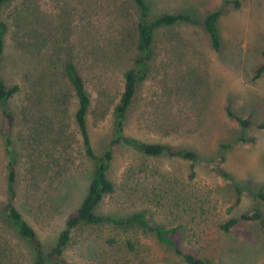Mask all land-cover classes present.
I'll return each mask as SVG.
<instances>
[{
    "label": "rangeland",
    "instance_id": "1",
    "mask_svg": "<svg viewBox=\"0 0 264 264\" xmlns=\"http://www.w3.org/2000/svg\"><path fill=\"white\" fill-rule=\"evenodd\" d=\"M145 2L147 20L189 13L196 22L154 29L146 76L126 113L125 130L141 141L193 148L200 158L147 156L129 145L115 146L108 169L115 189L95 211L122 216L145 210L152 225L179 227L174 239L183 252L211 264H264V236L255 222L242 220L229 231L220 228L227 218L254 207L264 214V202L254 195L258 188L264 191V130L250 126L244 134L253 141H238V124L224 113L230 101L237 113L264 120V73L253 77L264 63V0ZM82 8L95 12L84 35ZM214 11L220 12L217 49L204 27L205 17ZM1 16L8 31L0 75L21 87L7 103L16 121L15 205L49 251L83 199L94 166L73 122L74 96L69 89L63 97L59 87L64 80L56 77L67 59L79 67L91 98L87 126L92 148L102 153L111 138V110L122 90V74L134 65L137 12L132 0H7ZM38 98L44 99L43 107L37 106ZM1 127L0 116L4 201ZM220 156L219 167L242 185L240 193L206 162L217 164ZM3 240L14 254L6 256L11 262L33 263L35 254L27 242L10 236ZM50 264L187 263L136 225L84 222L72 229L62 261Z\"/></svg>",
    "mask_w": 264,
    "mask_h": 264
},
{
    "label": "trees",
    "instance_id": "2",
    "mask_svg": "<svg viewBox=\"0 0 264 264\" xmlns=\"http://www.w3.org/2000/svg\"><path fill=\"white\" fill-rule=\"evenodd\" d=\"M7 0H0V65L4 54L5 35L8 31V24L1 16V7ZM136 12L137 19L135 28L137 34L136 53L133 56L132 67H128L122 74V90L118 101L112 107V122H111V138L107 148L100 154H96L92 148L90 135L87 126V116L91 107V98L87 90L86 80L80 72L79 67L72 59H67L62 64V71L56 77L57 82L64 80L63 85L59 87L61 94L65 97L67 90L70 89L75 99V109L73 113V122L76 132L80 137L84 154L90 158L93 163L91 180L87 187L86 193L78 207L71 212L66 219L64 228L60 231L56 243L49 250L45 251L39 237L33 227L23 217L22 213L15 205L16 199V156L13 148L12 134L16 125L14 113L7 106L10 98L20 92L21 87L18 83L8 84L0 75V116L2 120L1 138L3 141V149L5 154V182H6V198L0 200V264H15L6 256H14L12 250L9 249L3 238L8 239L9 236L20 242H27L34 251V261L32 264H50L59 263L62 261V254L66 247L71 231L81 223H110L114 226L136 225L143 230L151 232L155 235L158 241L170 246L177 255L182 256L187 264H211L206 258L196 257L191 253L183 252L178 246L174 235L178 230L177 225L164 226L152 225L148 220V215L145 210H135L122 216L103 215L96 213L95 209L99 202L106 194L114 191L115 184L108 175V169L113 159L114 147L120 144L129 145L142 151L147 156L167 155L169 157L182 160L196 161L200 158L197 151L187 146H171L165 143H152L138 140L127 134L125 130L126 113L131 106L138 83L144 79L147 71V61L151 57V44L153 40V32L155 28L161 26H170L178 21L195 23V18L189 13H163L154 17L152 20H147L148 6L145 0H132ZM69 13V12H68ZM93 13V14H92ZM95 12L92 9H81L80 20L82 21V34H87L91 25V19ZM220 12L214 11L209 13L204 20V27L207 31L211 45L214 48L219 46V34L217 31V20ZM81 35V38L83 37ZM84 42L83 38L80 41ZM98 48V47H97ZM91 55L98 53L97 49L90 52ZM264 73V63L259 64L254 71L253 77L258 78ZM37 83H33L32 86ZM55 86H51V93ZM55 96V95H54ZM55 101L56 98L54 97ZM37 106L45 104L43 98L36 99ZM53 105L52 101L49 102ZM224 113L231 119L237 122L240 129L238 141L252 142V138H247L244 134L246 128L255 126L264 130V120L255 122L251 114L242 115L237 113L230 101L224 107ZM49 154H47V157ZM224 160V156H220L217 164L212 160H206L212 169L225 180L229 181L235 191L240 193L242 185L238 184L228 173H226L219 163ZM189 176H193V171ZM248 187V186H247ZM254 195L264 202V191L258 188ZM255 222L262 235L264 236V214L254 207L248 212H243L237 216H231L220 224V228L224 231H229L240 221ZM3 240V241H2ZM132 248V244H128ZM8 258V259H7ZM18 264V262L16 263Z\"/></svg>",
    "mask_w": 264,
    "mask_h": 264
}]
</instances>
